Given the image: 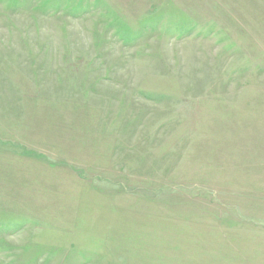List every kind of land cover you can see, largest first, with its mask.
Returning <instances> with one entry per match:
<instances>
[{
  "label": "rangeland",
  "instance_id": "1",
  "mask_svg": "<svg viewBox=\"0 0 264 264\" xmlns=\"http://www.w3.org/2000/svg\"><path fill=\"white\" fill-rule=\"evenodd\" d=\"M0 264H264V0H0Z\"/></svg>",
  "mask_w": 264,
  "mask_h": 264
}]
</instances>
